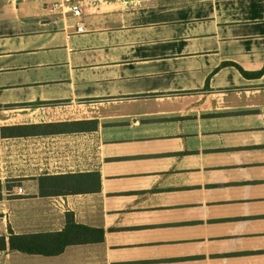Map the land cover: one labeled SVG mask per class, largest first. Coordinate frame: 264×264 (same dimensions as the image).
Segmentation results:
<instances>
[{
    "label": "crops",
    "instance_id": "crops-1",
    "mask_svg": "<svg viewBox=\"0 0 264 264\" xmlns=\"http://www.w3.org/2000/svg\"><path fill=\"white\" fill-rule=\"evenodd\" d=\"M51 3L0 0V129L97 128L0 137V264H264V0H85L80 34ZM130 129L164 145L128 158H148L136 184L107 186ZM92 172L99 192L40 193V177ZM67 214L104 240L9 249Z\"/></svg>",
    "mask_w": 264,
    "mask_h": 264
},
{
    "label": "trees",
    "instance_id": "trees-1",
    "mask_svg": "<svg viewBox=\"0 0 264 264\" xmlns=\"http://www.w3.org/2000/svg\"><path fill=\"white\" fill-rule=\"evenodd\" d=\"M263 71L253 76H260ZM244 76L248 74L242 72ZM97 128L95 121H81L55 124H38L7 127L0 129L1 138L51 136L72 133L93 132ZM100 174L77 173L59 176H43L38 180V187L42 196H67L96 193L100 191ZM104 240L102 229L78 225L72 214L66 215L65 228L58 233H47L30 236H15L8 239L9 249L25 254L57 256L68 246L101 243ZM6 244L0 238V250Z\"/></svg>",
    "mask_w": 264,
    "mask_h": 264
},
{
    "label": "rangeland",
    "instance_id": "rangeland-1",
    "mask_svg": "<svg viewBox=\"0 0 264 264\" xmlns=\"http://www.w3.org/2000/svg\"><path fill=\"white\" fill-rule=\"evenodd\" d=\"M132 121V119H131ZM132 124V122H130ZM140 134L134 133L133 130L128 131H118L117 137L119 142L113 143L114 148L109 149V153L113 151L112 156L118 158V160L110 161L107 165V186L117 187L123 185H129L130 182L136 184V182L128 175H134L136 172L148 173V158H138V159H128L136 156H148V148L154 149L155 146L162 147L163 142H150L148 141V133L144 135L145 137H140ZM116 137V138H117ZM134 138H140V140L134 141ZM146 138V139H145ZM154 146V147H153ZM121 158V159H119ZM112 178V179H111ZM144 185L146 182L141 178H138L137 184L141 183ZM21 185V184H18ZM141 186L140 184H138ZM15 186V185H14Z\"/></svg>",
    "mask_w": 264,
    "mask_h": 264
},
{
    "label": "built area",
    "instance_id": "built-area-1",
    "mask_svg": "<svg viewBox=\"0 0 264 264\" xmlns=\"http://www.w3.org/2000/svg\"><path fill=\"white\" fill-rule=\"evenodd\" d=\"M50 5L53 11H58L64 16H69L70 18L76 20L75 33H84L85 30L81 23V18L83 15L85 0H51ZM14 190V194L17 196L25 195L24 185H18L11 188Z\"/></svg>",
    "mask_w": 264,
    "mask_h": 264
}]
</instances>
